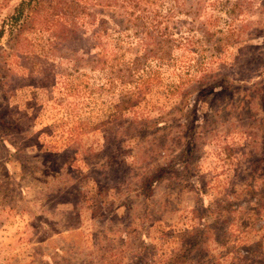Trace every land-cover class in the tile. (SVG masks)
Segmentation results:
<instances>
[{"label": "rangeland", "instance_id": "rangeland-1", "mask_svg": "<svg viewBox=\"0 0 264 264\" xmlns=\"http://www.w3.org/2000/svg\"><path fill=\"white\" fill-rule=\"evenodd\" d=\"M20 2L0 264H264V0Z\"/></svg>", "mask_w": 264, "mask_h": 264}, {"label": "trees", "instance_id": "trees-1", "mask_svg": "<svg viewBox=\"0 0 264 264\" xmlns=\"http://www.w3.org/2000/svg\"><path fill=\"white\" fill-rule=\"evenodd\" d=\"M33 1L34 0H21L19 5L15 8L13 14L10 15L9 19L7 20L6 25L10 30H13L14 28L16 29L18 27L19 21L21 19L26 18L28 14V10L32 7ZM3 34H4V28L0 29V38L3 36Z\"/></svg>", "mask_w": 264, "mask_h": 264}]
</instances>
